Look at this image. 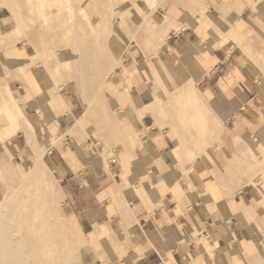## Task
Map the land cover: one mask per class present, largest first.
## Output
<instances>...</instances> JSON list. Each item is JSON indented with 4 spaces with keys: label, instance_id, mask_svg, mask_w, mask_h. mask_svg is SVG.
Listing matches in <instances>:
<instances>
[{
    "label": "crops",
    "instance_id": "1",
    "mask_svg": "<svg viewBox=\"0 0 264 264\" xmlns=\"http://www.w3.org/2000/svg\"><path fill=\"white\" fill-rule=\"evenodd\" d=\"M162 7L160 21L149 10L143 16L153 30L149 36L163 42L160 50L147 55L132 39L123 66L116 67L111 101L121 141L106 154L103 139L87 135L88 119L68 100L64 86L58 87L60 100L54 102L55 107L62 105L57 123H45L36 112L34 129L0 82L5 136L23 132L22 148L36 146L35 137L49 144L63 214L90 243L106 238L114 245V252L98 261L246 264L241 261L244 253L264 246L262 234L256 235L264 233V178L235 189L234 176L225 175L224 167L236 152L264 159V0H166ZM80 11L87 15L84 7ZM18 49L28 60L33 56L29 45ZM38 59L44 62L42 54ZM73 66L69 60L55 69L71 72ZM156 72L166 74V80L175 75L182 83L179 111L195 123V142L188 140L192 132L185 126L166 120L175 118L166 114V97L147 87L145 76ZM25 73L15 86L16 96L38 111L35 97L43 82L36 72ZM189 75H194L195 87L186 83ZM160 89L167 93L171 88L166 81ZM152 107H161V116L156 110L151 114ZM62 135L64 139L50 142ZM256 140L262 143L248 146ZM185 154L196 156L187 159ZM42 155L33 159L34 172L42 167ZM1 166L4 174L14 171L2 157Z\"/></svg>",
    "mask_w": 264,
    "mask_h": 264
},
{
    "label": "rangeland",
    "instance_id": "2",
    "mask_svg": "<svg viewBox=\"0 0 264 264\" xmlns=\"http://www.w3.org/2000/svg\"><path fill=\"white\" fill-rule=\"evenodd\" d=\"M165 5L166 0H152V4L148 0H44V4L40 0H0V82L8 86L34 129L38 123L37 114L47 124L57 123V113L61 114L62 105L55 107L54 102L60 98L61 89L58 87L64 86L68 100L78 109L80 116L88 119L90 128L87 131L90 133L87 135L103 139L102 150L106 154L107 149L121 141L116 136L121 126L111 101L115 98L112 80L116 67L123 66V53L133 43L147 55L160 50L163 42L158 44L157 38L149 36L153 30L148 28L143 16L149 10L153 19L160 21L164 12L160 6ZM203 5L206 6L205 2ZM81 7L85 8L87 15H82ZM112 18L117 21L109 28L107 23ZM203 19L206 21L205 11ZM207 24L210 26L211 22ZM26 45L33 55L30 60L19 53L18 48ZM40 54L44 56V62H39ZM37 59L38 63H32ZM69 60L74 62L71 72L65 67L63 70L55 69V66L61 68ZM26 71L36 72L43 82V90L33 96H36L38 111L25 105L15 93V86ZM173 76L166 80V74L156 72L146 75L144 81L148 88L156 87L157 94L166 97V114L175 117L173 121L167 117L166 120L170 124L185 126L188 133L192 132L188 140L195 142V123L192 119H185L179 111L182 107L179 104V86L182 83ZM166 81L171 88L167 93L159 90ZM187 82L195 87L194 75H189ZM160 108L152 107L150 113L156 110L161 116ZM145 113L139 111L140 115ZM61 119L59 126L62 125ZM7 123L0 111V157L14 169L6 175L0 168V264H107V261L98 259L103 260L104 254L114 252L113 243L106 238L90 243L62 212V192L49 162V144L41 143L42 138L35 137L36 146L27 144L22 148L23 132L5 136ZM80 123L82 127L81 120ZM63 137H55L50 142L56 143ZM184 143L188 144V141L184 139ZM254 143L262 142L252 141L248 146L252 147ZM39 152L43 153V163L37 173L32 167ZM185 156L194 159L196 154ZM224 168L225 175L234 176L235 189L249 181L264 178V159L258 156L237 155L236 152ZM259 234L264 237L263 232L256 233ZM241 261L264 264V246H253L251 251L244 253Z\"/></svg>",
    "mask_w": 264,
    "mask_h": 264
},
{
    "label": "bare ground",
    "instance_id": "3",
    "mask_svg": "<svg viewBox=\"0 0 264 264\" xmlns=\"http://www.w3.org/2000/svg\"><path fill=\"white\" fill-rule=\"evenodd\" d=\"M176 30V29H175ZM18 115V114H17ZM19 118V117H18ZM26 132H28V131H26ZM29 133V132H28ZM34 133V132H33ZM29 135V134H28ZM30 136H32V134L30 135ZM29 137V136H28ZM27 137V138H28ZM28 140V139H27ZM1 168H2V166H1ZM6 219V218H5ZM10 246V245H9ZM13 255V254H12ZM19 255V254H18ZM18 255H16V257L18 256ZM17 261V260H16Z\"/></svg>",
    "mask_w": 264,
    "mask_h": 264
}]
</instances>
